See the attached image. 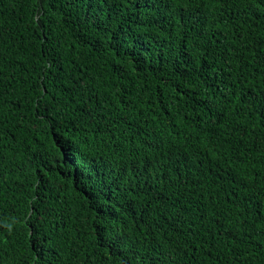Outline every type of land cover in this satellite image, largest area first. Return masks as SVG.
<instances>
[{
	"label": "trees",
	"instance_id": "16d2710c",
	"mask_svg": "<svg viewBox=\"0 0 264 264\" xmlns=\"http://www.w3.org/2000/svg\"><path fill=\"white\" fill-rule=\"evenodd\" d=\"M0 264H264V0H0Z\"/></svg>",
	"mask_w": 264,
	"mask_h": 264
}]
</instances>
